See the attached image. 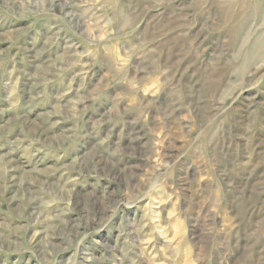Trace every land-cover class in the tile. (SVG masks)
<instances>
[{"label": "rangeland", "instance_id": "rangeland-1", "mask_svg": "<svg viewBox=\"0 0 264 264\" xmlns=\"http://www.w3.org/2000/svg\"><path fill=\"white\" fill-rule=\"evenodd\" d=\"M0 264H264V0H0Z\"/></svg>", "mask_w": 264, "mask_h": 264}]
</instances>
